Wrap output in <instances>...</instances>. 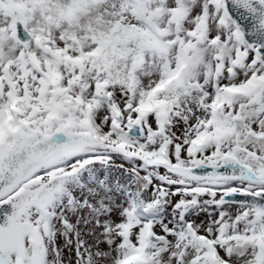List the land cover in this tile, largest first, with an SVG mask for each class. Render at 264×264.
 Instances as JSON below:
<instances>
[{
    "label": "rangeland",
    "instance_id": "obj_1",
    "mask_svg": "<svg viewBox=\"0 0 264 264\" xmlns=\"http://www.w3.org/2000/svg\"><path fill=\"white\" fill-rule=\"evenodd\" d=\"M10 6L25 13L32 41L14 37ZM9 74L20 97L15 117L23 113L26 128L13 145L29 140L43 107L50 109V87L44 99L37 88L42 74L70 90L65 105L74 109L70 121L62 107L53 131L64 126L62 133L88 140L63 159L72 160L65 173L41 171L16 191L38 192L28 219L36 233L21 264H264V224L252 219L254 208H224L219 182L174 175L163 165L216 161L221 147L237 157L249 146L262 149L264 57L245 42L222 0H0V123ZM221 92L233 103L220 105ZM72 100L87 110L89 127ZM214 106L232 123L236 116L237 129L224 141ZM129 122L142 123L147 138L127 137ZM210 132L212 140L200 139ZM149 229L161 243L147 242ZM10 264L19 263L11 257Z\"/></svg>",
    "mask_w": 264,
    "mask_h": 264
},
{
    "label": "water",
    "instance_id": "obj_2",
    "mask_svg": "<svg viewBox=\"0 0 264 264\" xmlns=\"http://www.w3.org/2000/svg\"><path fill=\"white\" fill-rule=\"evenodd\" d=\"M226 9L235 19L244 38L257 50L264 54V5L259 0H225ZM15 16V33L19 40L25 42L30 36L24 30V15L16 8L12 9ZM131 133L138 137H144L143 129L139 125H131ZM34 146L22 145L16 152L9 154L6 149L0 150V200L8 196L13 188L21 181L27 179L34 173L36 154L32 151ZM231 170L235 168L230 167ZM227 167H203L197 166L190 169H179V172H191L201 176H222ZM258 196H260L258 194ZM240 202H247L239 200ZM251 201H254L252 196ZM262 209L259 216L264 219V199L259 197ZM26 201L24 199L12 200L8 198L0 201V260L7 264L8 255L18 252L23 254V241L30 227L20 221L24 212ZM149 239L153 243L159 242V238L150 234Z\"/></svg>",
    "mask_w": 264,
    "mask_h": 264
},
{
    "label": "flooded vegetation",
    "instance_id": "obj_3",
    "mask_svg": "<svg viewBox=\"0 0 264 264\" xmlns=\"http://www.w3.org/2000/svg\"><path fill=\"white\" fill-rule=\"evenodd\" d=\"M67 147H68V150H71L72 149V145L71 144H67ZM261 148L264 150V145H261ZM236 157H232V159H230V161H233V162H236ZM225 161V160H224ZM247 161L251 164V166L254 168L255 172L257 174H262L260 173L259 171L261 170V166L262 164L264 163V159H253V158H248ZM226 162V161H225ZM264 166V164H263ZM264 175V173L262 174ZM262 186H263V189H264V179H261L260 180ZM230 185V183H229ZM232 186L236 187V186H239L240 185V182L239 181H234L232 184Z\"/></svg>",
    "mask_w": 264,
    "mask_h": 264
}]
</instances>
